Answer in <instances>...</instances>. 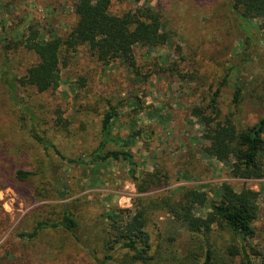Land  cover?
I'll return each instance as SVG.
<instances>
[{
  "label": "rangeland",
  "instance_id": "rangeland-1",
  "mask_svg": "<svg viewBox=\"0 0 264 264\" xmlns=\"http://www.w3.org/2000/svg\"><path fill=\"white\" fill-rule=\"evenodd\" d=\"M77 1L0 0V187L9 185L0 189V264H89L61 233L49 231L33 240L21 239V234L38 222L60 220L66 210L78 215L84 225L98 223L111 209L136 207L147 212L158 256L166 259L174 251L179 256L191 252L201 257L203 240L175 222L162 201L197 192L207 203L196 206L194 214L205 217L224 184L236 191L247 187L260 193L256 236L248 244L264 253V179L233 178L230 164L208 156L211 143L204 137L206 129L193 116L195 108L210 114L208 106L222 78L237 68V78L221 89V120L230 118L242 131L264 119V22H253V40L243 44L228 0H185V12L174 6L177 0L115 1L110 12L116 16L131 18L145 6L162 11L166 45L135 47V72L118 61L104 66L86 47H78L67 55L55 92L39 95L19 89L20 107L11 104L2 81L6 72L2 36L6 33L17 41L29 36L33 27L44 40L64 39L78 22ZM8 53L9 80L21 79L39 63L24 48ZM236 90L241 93L237 107L233 104ZM21 106L30 107L41 119V131L62 156L53 151L45 154L19 132ZM110 106L120 115L104 153L124 150L122 143L138 130L152 131V136L139 137L127 148L136 164L137 181L123 160L92 163L91 155L102 141L101 122ZM13 169L45 170L63 189L41 200L31 199L28 188L9 181ZM152 176L156 180L150 184ZM209 238L216 247L231 241L228 233L218 229ZM199 259L189 264H199ZM230 264H242V260L235 258Z\"/></svg>",
  "mask_w": 264,
  "mask_h": 264
},
{
  "label": "trees",
  "instance_id": "trees-1",
  "mask_svg": "<svg viewBox=\"0 0 264 264\" xmlns=\"http://www.w3.org/2000/svg\"><path fill=\"white\" fill-rule=\"evenodd\" d=\"M115 1L120 0H78L75 4L78 22L64 39L52 37L50 40H44L40 36V31L33 27H30L29 36L23 35L17 41L3 32L1 52L6 63L4 65L6 72L2 73V81L10 92V103L14 102L20 107L17 98L19 89L34 90L39 95L55 92L61 83L62 67L67 65V55L74 53L78 47H86L91 56L104 66L118 61L135 72L138 69L134 54L135 47L154 49L166 45L168 38L164 31L165 20L162 11L145 6L131 18L116 16L110 12ZM185 2V0H177L174 6L185 12L188 7L184 5ZM166 4L169 5L168 2ZM228 7L239 24L236 29L241 36L240 40L243 44H248V38L250 41L253 40L251 37L255 30L253 22L255 20L264 22V0H228ZM164 9H167L166 5ZM18 48L34 53L39 63L32 66L21 79L9 80L8 52ZM237 74V68H233L222 78L211 97L208 106L209 115H206L202 109L195 108L193 116L201 121L206 129L204 137L211 143L208 156L224 164H230L233 178L260 180L264 179V119L242 131L236 128L230 118L221 120L222 113L218 106L221 89ZM240 94V90L234 93L235 107L241 101ZM20 109L22 111L19 117L21 123V126H18L19 132L23 133L31 143L42 148L45 154L51 155L53 151L58 156H62L55 144L41 131V119L30 107L21 106ZM119 115L114 106H110L104 115L101 122L102 141L99 148L91 155L92 163L123 160L130 168V176L137 181L136 164L127 148L139 137L152 136V131L147 134L144 130H138L122 143L124 150L104 153L107 144L112 140L113 122L119 118ZM10 176L11 183L29 189L28 196L31 199L41 200L52 191L61 192L63 189L49 178L45 170L32 172L13 169L9 172ZM155 180V176H152L149 180L150 184L155 183ZM1 187H9V185ZM259 198V192L247 187L236 191L232 186L224 184L221 187L219 200L210 204V210L205 217L194 214L196 206L204 207L207 203V199L197 192L188 191L178 200L162 201L175 222L184 226L191 235L203 240L201 257L191 252L179 256L174 251H171L166 259L161 255L158 256L149 232L147 212L144 208L137 207L111 209L98 223L91 222L84 225L78 215L66 210L60 220L38 222L30 232L21 234V239H38L49 231L61 233L67 237L70 244L84 254L89 264H189L190 261L197 263L198 258H200L199 264H230L235 258H240L242 264H264V253L248 244L256 236L254 225L260 213ZM215 229L231 236L228 246L216 247L210 241L209 237Z\"/></svg>",
  "mask_w": 264,
  "mask_h": 264
}]
</instances>
